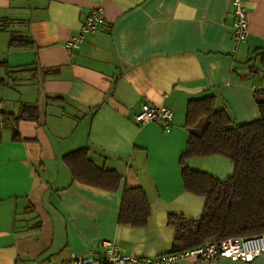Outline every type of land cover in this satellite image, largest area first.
<instances>
[{"label": "crops", "instance_id": "crops-1", "mask_svg": "<svg viewBox=\"0 0 264 264\" xmlns=\"http://www.w3.org/2000/svg\"><path fill=\"white\" fill-rule=\"evenodd\" d=\"M98 3L104 23L66 49ZM244 6L248 35L236 43L232 0H0V264H58L98 252L103 239L129 255L171 251L168 215L198 218L204 208L181 181L188 101L212 94L236 124L259 118L264 0ZM143 103L171 109L170 131L134 121ZM23 105L38 117L15 121ZM79 148L120 176L115 190L72 180L62 157ZM185 164L220 180L234 171L223 155ZM124 187L145 192L144 226L118 222ZM213 264H264V252Z\"/></svg>", "mask_w": 264, "mask_h": 264}, {"label": "trees", "instance_id": "trees-1", "mask_svg": "<svg viewBox=\"0 0 264 264\" xmlns=\"http://www.w3.org/2000/svg\"><path fill=\"white\" fill-rule=\"evenodd\" d=\"M29 42L10 39V46ZM259 118L236 124L225 108L215 107L212 94L190 99L185 126L189 130L186 148L179 158L181 181L185 191L204 197V208L198 218L169 214L168 224L175 229L171 251L203 244L212 238L245 237L264 234V97L256 96ZM20 119L38 117L35 106L23 105L16 115ZM205 118L204 126H197ZM223 155L233 165V173L220 180L189 168L188 157ZM72 180L115 190L120 176L113 170L97 167L87 148H79L62 157ZM148 198L140 187H124L118 215L120 224L144 226L149 216Z\"/></svg>", "mask_w": 264, "mask_h": 264}, {"label": "built area", "instance_id": "built-area-1", "mask_svg": "<svg viewBox=\"0 0 264 264\" xmlns=\"http://www.w3.org/2000/svg\"><path fill=\"white\" fill-rule=\"evenodd\" d=\"M232 0L233 24L232 37L236 43L244 41L248 35V16L244 2ZM104 7L98 3L83 18L78 32L65 43L68 50L79 48L87 33L95 31L104 23ZM259 90L260 86H253ZM173 113L170 108L143 103L133 118L137 124L159 123L168 132L171 129ZM99 251H89L73 255L58 264H213L217 259L248 261L264 252V234L245 237L212 238L203 244L180 251H169L155 256H135L120 251L114 240L103 239L98 243Z\"/></svg>", "mask_w": 264, "mask_h": 264}, {"label": "rangeland", "instance_id": "rangeland-1", "mask_svg": "<svg viewBox=\"0 0 264 264\" xmlns=\"http://www.w3.org/2000/svg\"><path fill=\"white\" fill-rule=\"evenodd\" d=\"M259 58V57H258ZM259 61V60H258ZM258 61H256V60H254V59H252V61H251V63L250 64H252V65H254V66H256V64L258 63ZM261 78V77H260ZM258 79V78H257ZM0 89H2V86H1V84H0ZM204 123H205V118H202L201 120H200V122H199V124H198V126H197V129L200 127V126H204Z\"/></svg>", "mask_w": 264, "mask_h": 264}]
</instances>
